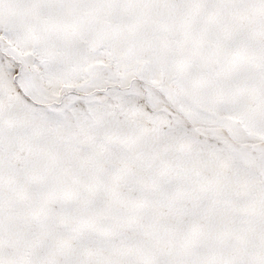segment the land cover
I'll use <instances>...</instances> for the list:
<instances>
[{
    "label": "snow or ice",
    "instance_id": "snow-or-ice-1",
    "mask_svg": "<svg viewBox=\"0 0 264 264\" xmlns=\"http://www.w3.org/2000/svg\"><path fill=\"white\" fill-rule=\"evenodd\" d=\"M0 264H264V0H0Z\"/></svg>",
    "mask_w": 264,
    "mask_h": 264
}]
</instances>
